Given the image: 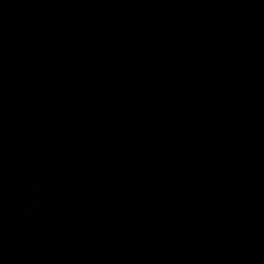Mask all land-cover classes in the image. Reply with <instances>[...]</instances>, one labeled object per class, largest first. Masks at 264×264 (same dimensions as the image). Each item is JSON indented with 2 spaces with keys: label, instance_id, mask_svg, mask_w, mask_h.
<instances>
[{
  "label": "water",
  "instance_id": "1",
  "mask_svg": "<svg viewBox=\"0 0 264 264\" xmlns=\"http://www.w3.org/2000/svg\"><path fill=\"white\" fill-rule=\"evenodd\" d=\"M0 264H264V0H0Z\"/></svg>",
  "mask_w": 264,
  "mask_h": 264
}]
</instances>
